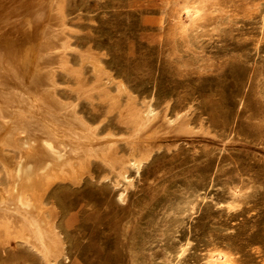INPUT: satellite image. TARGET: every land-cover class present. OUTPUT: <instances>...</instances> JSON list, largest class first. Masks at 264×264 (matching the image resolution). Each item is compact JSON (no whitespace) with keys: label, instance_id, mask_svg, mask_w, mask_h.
Returning <instances> with one entry per match:
<instances>
[{"label":"rangeland","instance_id":"374dc122","mask_svg":"<svg viewBox=\"0 0 264 264\" xmlns=\"http://www.w3.org/2000/svg\"><path fill=\"white\" fill-rule=\"evenodd\" d=\"M173 1L68 0L73 65L80 62V50L98 53L106 69L125 79L138 99L154 98L161 110L169 105V116L190 108V123L196 127L202 123L205 132L167 128L160 112L155 135L159 139L153 146L160 149L139 173L129 172L133 185L122 203L118 200L122 186L114 187L112 176L102 179L107 168L98 161L80 184H54L48 201L64 233L68 256L60 264H134L141 232L154 227L152 210L158 211L159 203L171 198L172 192L189 187L198 188L193 209L169 240H153L144 253L146 259L188 241L176 264H205L204 257L216 248L230 255L224 264H264V0H223L225 13L214 18L220 22L219 30L204 38L198 62L176 48ZM88 66L82 75L92 84ZM57 81L62 101L70 96L69 101H79L78 111L93 124L106 117L102 131L111 127L117 137L121 132L128 136L117 112L107 110L98 92H93L92 103L74 91L70 74L58 71ZM122 134L116 143L125 150ZM231 184L248 194L236 210L226 211L223 200ZM41 263L28 246L0 248V264Z\"/></svg>","mask_w":264,"mask_h":264},{"label":"bare ground","instance_id":"6f19581e","mask_svg":"<svg viewBox=\"0 0 264 264\" xmlns=\"http://www.w3.org/2000/svg\"><path fill=\"white\" fill-rule=\"evenodd\" d=\"M67 4L68 0H0V246H28L43 264H60L61 259L68 258L64 233L59 230L57 214L48 201L54 184H80L90 173L92 163L98 161L107 168L102 179L112 176L114 187L122 186L118 192L122 203L133 185L129 172L139 173L155 149H160L154 148L159 139L155 135L159 133L156 125L160 112L163 111L161 119L167 128L183 133L205 132L202 123L198 127L190 123V108L169 116V105L161 110L154 98L138 99L125 79L114 77L106 69L98 53L80 50V62L73 65L69 57L74 48L68 36L72 26L67 24ZM173 6L176 48L185 58L201 61L204 38L219 30L220 22L214 18L225 13L223 0H174ZM85 64L93 72L92 84L82 75ZM58 71L74 78V86H69L80 97L92 99L93 92H98V99L107 110L117 112V121L128 136L121 132L117 137L118 132L111 127L102 131L106 117L93 124L78 111L79 101H69L70 96L64 99L67 102L62 101L57 92L61 88ZM121 134L123 138L126 135L122 140L128 145L125 150L116 143ZM229 187L228 198L222 199L223 207L234 211L248 193L240 186ZM193 188L172 192L171 198L159 203L158 211L152 210L154 227L149 233L141 232L134 264H176L185 254L188 241L167 247L151 261L144 253L155 238L172 237L183 223L196 203L198 188ZM204 259L205 264H224L230 255L216 248Z\"/></svg>","mask_w":264,"mask_h":264}]
</instances>
